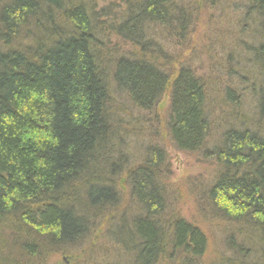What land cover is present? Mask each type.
I'll return each mask as SVG.
<instances>
[{"label":"trees","instance_id":"16d2710c","mask_svg":"<svg viewBox=\"0 0 264 264\" xmlns=\"http://www.w3.org/2000/svg\"><path fill=\"white\" fill-rule=\"evenodd\" d=\"M124 1L101 10L71 0L0 3V264H46L50 250L77 252L79 263L107 223L117 258L106 264H208L209 233L169 209L165 149L147 145L133 164L127 148L136 131L129 120L137 113L157 123L167 95L173 146L219 168L198 205L224 228L227 257L218 264H264V86L262 128H227L209 149L203 79L190 68L169 71L146 37L157 26L186 40V3ZM248 1L246 11L263 20L264 0ZM113 40L134 50L118 54ZM252 54L264 78V43Z\"/></svg>","mask_w":264,"mask_h":264},{"label":"rangeland","instance_id":"374dc122","mask_svg":"<svg viewBox=\"0 0 264 264\" xmlns=\"http://www.w3.org/2000/svg\"><path fill=\"white\" fill-rule=\"evenodd\" d=\"M71 1H74V5L76 2L83 1L88 4L87 7L90 10H94L97 6L98 10H101L109 4L125 5L124 0ZM179 1L186 3V12L189 13L184 18L188 26L187 39L180 37L178 31H175V35L157 26L148 29L146 37L152 42V48L160 47L163 50L169 71H177L180 67L190 68L199 78L203 79L205 88L208 90L207 112L211 130L207 145L211 149L219 142L225 129L247 126L251 130H257L261 124L256 109L259 106L258 94L261 86H264V78L252 53L254 48L264 43L262 32L264 30H261V22L264 23V19L254 17L256 13L254 9L251 12L249 8L250 13L248 14L249 11H246L250 4L248 0ZM0 3L6 4L8 0H0ZM112 48L118 49V54L134 50L123 40H113ZM160 63L164 62L160 60ZM227 89H231L232 95L239 99L240 109L225 96ZM168 102V95L161 100L156 113L159 116L157 123L153 122L151 116L146 115L148 121L142 124L141 120V122L138 121L137 113L134 114L132 120H129L130 128L136 130L127 142L130 160L133 164L141 162L143 150L147 145H160L165 149L170 169L165 188L169 209L188 221L201 224L204 231L210 235L207 263L218 264L220 259L227 257L224 246V228L220 222L210 221L209 215L199 214L198 210H203L199 207L203 205L200 195L214 183L219 168L213 160L206 159L202 154L190 155L179 152L173 146L164 130L168 117ZM239 116L246 121V125L239 123L241 122ZM119 185H121V193L126 198L124 210L132 213L133 209H128L130 205L127 201L128 192L124 178L119 181ZM203 212L207 213V211ZM108 225L110 223L103 226L104 230L99 233V238L94 239L93 237L91 240L93 250L89 246L91 241L88 242L86 247L91 248L92 251L86 252V256L79 263L78 258L73 262L77 252H66L63 255L52 253L51 250L50 253H45L44 262L46 264H106L108 261H114L117 258V252L104 235L109 228ZM91 252L92 257L87 261V254Z\"/></svg>","mask_w":264,"mask_h":264}]
</instances>
